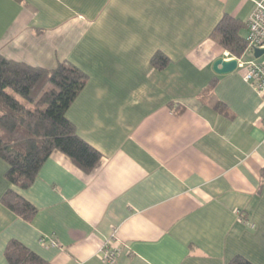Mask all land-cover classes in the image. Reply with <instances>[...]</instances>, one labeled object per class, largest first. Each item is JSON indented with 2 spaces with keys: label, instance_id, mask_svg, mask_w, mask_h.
<instances>
[{
  "label": "crops",
  "instance_id": "obj_1",
  "mask_svg": "<svg viewBox=\"0 0 264 264\" xmlns=\"http://www.w3.org/2000/svg\"><path fill=\"white\" fill-rule=\"evenodd\" d=\"M252 10L253 0H0L1 57L87 76L66 118L100 154L84 174L53 151L27 189L6 181L0 159V264L12 240L49 264H102L111 238L114 264H264V96L240 71L213 72L235 57L210 37L224 16L246 36ZM7 190L35 207L30 220L2 205Z\"/></svg>",
  "mask_w": 264,
  "mask_h": 264
},
{
  "label": "trees",
  "instance_id": "obj_2",
  "mask_svg": "<svg viewBox=\"0 0 264 264\" xmlns=\"http://www.w3.org/2000/svg\"><path fill=\"white\" fill-rule=\"evenodd\" d=\"M240 30L239 22L224 16L210 37L230 55L240 58L246 48V36ZM166 63L161 53L151 59L157 68ZM86 80L81 70L67 62L47 70L0 56V159L7 164L4 178L10 185L30 187L53 151L68 157L84 174L91 173L98 164L100 154L77 135L66 118V111ZM1 203L24 220L36 213L35 207L13 190L3 194ZM5 258L8 264H49L16 240L8 243ZM229 264L251 263L236 256Z\"/></svg>",
  "mask_w": 264,
  "mask_h": 264
},
{
  "label": "built area",
  "instance_id": "obj_3",
  "mask_svg": "<svg viewBox=\"0 0 264 264\" xmlns=\"http://www.w3.org/2000/svg\"><path fill=\"white\" fill-rule=\"evenodd\" d=\"M246 48L240 58L236 60V71H240L244 82L261 97L264 96V61L261 58H254L255 50H264V0H253V10L246 22ZM253 56L252 61H244L245 54ZM115 239L106 241L99 249L100 261L102 264H114L119 254V247Z\"/></svg>",
  "mask_w": 264,
  "mask_h": 264
},
{
  "label": "water",
  "instance_id": "obj_4",
  "mask_svg": "<svg viewBox=\"0 0 264 264\" xmlns=\"http://www.w3.org/2000/svg\"><path fill=\"white\" fill-rule=\"evenodd\" d=\"M262 55H264V50H255L254 51V58L258 59ZM236 60H222L218 59L213 63L212 70L217 75H227L233 73L236 70Z\"/></svg>",
  "mask_w": 264,
  "mask_h": 264
},
{
  "label": "rangeland",
  "instance_id": "obj_5",
  "mask_svg": "<svg viewBox=\"0 0 264 264\" xmlns=\"http://www.w3.org/2000/svg\"><path fill=\"white\" fill-rule=\"evenodd\" d=\"M244 61H252L253 60V56L250 53H247L243 56L242 58ZM261 60L264 61V56L261 58Z\"/></svg>",
  "mask_w": 264,
  "mask_h": 264
}]
</instances>
